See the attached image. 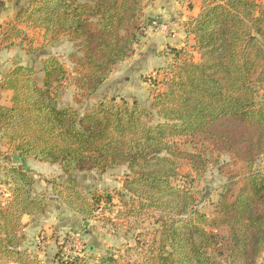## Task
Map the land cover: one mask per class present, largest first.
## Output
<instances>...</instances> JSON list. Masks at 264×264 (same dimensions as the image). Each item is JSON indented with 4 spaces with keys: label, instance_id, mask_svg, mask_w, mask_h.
I'll return each mask as SVG.
<instances>
[{
    "label": "trees",
    "instance_id": "trees-1",
    "mask_svg": "<svg viewBox=\"0 0 264 264\" xmlns=\"http://www.w3.org/2000/svg\"><path fill=\"white\" fill-rule=\"evenodd\" d=\"M143 6V0H29L0 32V48L30 43L21 23L43 29L45 37L67 33L83 53L84 71L75 85L92 96L131 55ZM184 27L199 61L186 45L170 49L178 64L164 68L170 75L161 81L162 91L150 90L148 107L137 100L130 106L99 100L82 115L73 106L59 108L52 94L66 74L59 60L43 59L41 84L34 66L14 61L0 79V91L11 92L10 105L0 104V139L18 160L58 164L67 179L55 187L56 197L83 220L93 216L100 199L86 198L73 175L124 165L122 189L139 200L127 214L152 209L164 219L157 247L141 264H221L210 253L220 228L227 231V264H257L264 252V174L256 167L264 157V1L200 0ZM150 115L155 123L146 121ZM195 137L244 164L239 181L230 176L221 185L212 217L194 208L188 188L172 184L180 160L196 179L207 170L201 151L173 141ZM5 175L12 186L0 205V264H34L23 247L22 220L43 215L48 197L35 191L22 164L11 165ZM103 197L111 201L109 193Z\"/></svg>",
    "mask_w": 264,
    "mask_h": 264
},
{
    "label": "rangeland",
    "instance_id": "rangeland-1",
    "mask_svg": "<svg viewBox=\"0 0 264 264\" xmlns=\"http://www.w3.org/2000/svg\"><path fill=\"white\" fill-rule=\"evenodd\" d=\"M24 1L20 0L19 6ZM181 1L186 5H192V0ZM257 1L262 3L264 0ZM159 2L162 1L160 0ZM154 3H156V0H143L144 6L140 34L133 44L132 53L129 57L118 63L112 72L123 73L126 65H124V61H127L134 52L140 49L148 26L152 30H156L151 23L154 20H160L158 16L151 14L149 11L150 6L154 5ZM12 20L13 18L10 19V21ZM8 22L6 20L0 25V27H3L2 31L6 29ZM164 23L168 24L167 22ZM20 25L25 28L27 37L31 40L30 43L26 41L23 46L24 50L25 48L31 49L30 53H26L28 57L24 62L26 65L32 64L36 69L37 82L39 84L42 82L43 72L41 62L43 59L47 56L56 57L66 70L65 78L54 88L52 93L56 99V106L59 108L73 106L82 115L87 111L84 109V106L92 104L93 99H90V96L79 91L74 82L80 73L84 71L80 65L83 53L77 42L71 40L67 33L53 32L45 37L41 28L34 26L26 27L24 23ZM169 29L173 31L170 26ZM183 31L185 34L184 25ZM193 43L192 35H190L187 40L185 38L183 45L180 47L186 45L188 51L191 52L193 60L199 61V55L192 49ZM16 51L18 52V50ZM159 56L165 57V63L163 65L158 64L159 66L155 65L152 71L148 73L142 72L138 78H135V84L139 88L132 90L134 91V95L128 94L126 96L121 93H114L110 96L106 94L102 100H113L117 104L125 103L130 106L133 99H136L141 105L148 107L150 104V90L162 91L163 84L161 81L170 75L169 72L165 73L164 68L168 64H172L173 66L178 64V61H175L171 53L168 55L161 53ZM10 96L11 94H0V102L9 106ZM146 121L148 123H155L156 117L150 115L146 118ZM173 141L186 151L192 152L195 149L201 151L208 166L202 177L196 179L189 164L185 160H180L178 176L172 180V184L188 188L196 198L194 208L209 217L215 216L217 213L214 209V203L218 198L221 185L230 176H235V180L239 181L243 176L244 164L228 154L219 155L215 153L211 145L202 141L200 137L193 139L176 138ZM14 155H17L16 150L12 146H9L5 139H0V205L6 203L11 194L10 188L12 184L10 179L5 175L6 169L11 165L17 166L22 164L33 178L35 191L43 193L48 197V207L43 216L29 217V220L25 217L22 220L23 223L27 221V224H41L42 222L44 225V221L40 218L45 217L50 212V208L58 209L57 219L55 218L51 222L52 224H50L51 220H49L48 224L45 225L49 231L55 227L54 225L58 228L53 230L51 234V238L55 243V247L51 250L47 249L45 245V247H41V245L37 244L34 248H31L29 242L34 241V237H29L26 230H24L26 239L23 247L30 251V255L35 262L34 264H141L145 253L157 247L164 219L158 213L153 212L152 209H141L136 216L127 214L126 211L129 208L137 209L139 207V200L132 198L122 189V181L127 173L124 165H117L114 168H110L111 170L108 169L104 172L94 170V172L86 173L77 172L73 175L78 182V189L86 198L93 201V197L98 196V199H100L98 204L95 205L97 208L93 216L83 220L76 213L69 211L56 197V192H54L55 187L56 189L62 188L67 179V176L61 172L57 164L40 162L32 158L13 159ZM256 167L264 174V157L257 160ZM238 188L239 184L235 186V191ZM103 193L110 194V202L106 203L104 201ZM63 208L69 212L61 210ZM27 224H25L23 229L26 228ZM40 226L43 227L42 225ZM57 231L61 232L57 233ZM70 232H78L83 241L81 255L74 256L73 258L64 256L62 250ZM217 235L218 244L211 248L210 253L221 264H227L225 247L227 238L226 229H218ZM39 255L41 258H39ZM257 264H264V252L260 255Z\"/></svg>",
    "mask_w": 264,
    "mask_h": 264
},
{
    "label": "crops",
    "instance_id": "crops-1",
    "mask_svg": "<svg viewBox=\"0 0 264 264\" xmlns=\"http://www.w3.org/2000/svg\"><path fill=\"white\" fill-rule=\"evenodd\" d=\"M159 1L160 0H156V3L150 6L149 11L151 14L158 16V19L160 21L167 22L171 29H173V31H171L168 36L157 30H152L148 26V30H146L145 33L146 36H144L143 38L140 49L137 52H134L127 61H124V65H126L124 67L123 73H117V71L112 72L103 86L99 88L94 95L90 96V99H93L92 104L84 106V109H90L96 102L102 100V98L106 94H109L110 96L114 93H121L122 95L126 96L128 94L134 95V91L132 90L139 88L137 84H135V78H138L139 74L142 72L148 73L152 71L155 65H163L166 59L165 57H160L159 54L162 53L164 55L165 48H179L183 45L186 38V35L183 31V25L189 18L195 16L198 13L200 8V0H192V5L190 6L184 4L181 0H161L162 2ZM27 2L28 0H25L24 2H22V5L19 6V2L0 0V25L3 24L6 20L10 21L19 7L25 6ZM2 29L3 27H0V32H2ZM23 46L0 48V79L3 74L8 71L14 61L26 65L24 61L27 59L28 55L26 54ZM16 50H18V52ZM30 65L33 66L32 64ZM0 94L10 95L11 92L0 91ZM0 104L8 105L1 102ZM44 168L46 169V167ZM91 172H94V170ZM50 209V212H48L45 217H42V215V218H40L42 219V221H44V225L42 222L41 224H27V221L25 222L27 226L24 230H26V233L29 237H34V241L29 242L31 248H34L36 244L41 245V247L47 246V249L50 250L55 247V243L51 238V234L53 233V230L58 228L56 227V225H54L55 227L49 231L48 227L45 225L48 224L49 220H51L50 224H52L51 222H53L55 218L57 219L58 209H54L53 207ZM61 210L69 212L65 208ZM25 217L27 218V220L30 219L28 216H24L23 219ZM40 225H42L43 227H41ZM60 232L61 231H57V233ZM39 258H41L40 255Z\"/></svg>",
    "mask_w": 264,
    "mask_h": 264
},
{
    "label": "built area",
    "instance_id": "built-area-1",
    "mask_svg": "<svg viewBox=\"0 0 264 264\" xmlns=\"http://www.w3.org/2000/svg\"><path fill=\"white\" fill-rule=\"evenodd\" d=\"M157 31L163 34L171 33L168 24L160 21H152L151 23ZM170 53L169 48L164 49V55H168ZM83 249V241L78 232H70L68 240L66 241L65 245L63 246V255L66 257L73 258L74 256H80L81 251Z\"/></svg>",
    "mask_w": 264,
    "mask_h": 264
},
{
    "label": "water",
    "instance_id": "water-1",
    "mask_svg": "<svg viewBox=\"0 0 264 264\" xmlns=\"http://www.w3.org/2000/svg\"><path fill=\"white\" fill-rule=\"evenodd\" d=\"M13 159H18V155H14L13 156Z\"/></svg>",
    "mask_w": 264,
    "mask_h": 264
}]
</instances>
